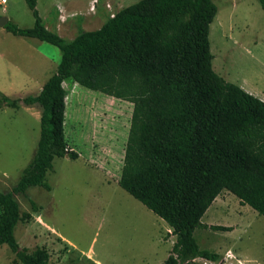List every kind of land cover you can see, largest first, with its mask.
Wrapping results in <instances>:
<instances>
[{
  "label": "trees",
  "instance_id": "16d2710c",
  "mask_svg": "<svg viewBox=\"0 0 264 264\" xmlns=\"http://www.w3.org/2000/svg\"><path fill=\"white\" fill-rule=\"evenodd\" d=\"M29 29L7 22L13 36L33 38L60 51V61L35 96H0V108L38 106L35 153L11 192H0V245L16 264H47L48 252L20 249L14 237L21 213L14 199L45 181L54 158L74 160L64 137L66 90L73 83L132 104L118 186L164 221L175 236L161 264L215 262L200 249L202 216L223 192L264 218V101L226 82L212 69L208 33L217 8L212 0H138L107 16L96 30L66 41L47 30L36 0H24ZM264 9V0H258Z\"/></svg>",
  "mask_w": 264,
  "mask_h": 264
},
{
  "label": "rangeland",
  "instance_id": "374dc122",
  "mask_svg": "<svg viewBox=\"0 0 264 264\" xmlns=\"http://www.w3.org/2000/svg\"><path fill=\"white\" fill-rule=\"evenodd\" d=\"M90 1L36 0V10L43 25L57 33L55 5H66L69 16L57 34L69 41L79 31L98 29L109 16L108 7L114 14L138 0H97L94 14L86 15ZM212 2L217 8L208 33L213 71L264 98V9L258 0ZM0 17L21 29L32 28L34 22L24 0H4ZM60 56L48 43L0 28V96L37 95ZM62 86L67 93L64 137L78 157L53 159L45 176L50 191L31 186L14 195L20 212L31 216L14 228L19 248L31 252L43 247L49 254L47 264H161L171 254L175 236L164 221L117 185L132 104L77 84ZM39 116L38 106L0 108V192L12 191L32 159ZM201 222L230 231L196 230L199 248L219 259L195 262L264 264V218L240 205L232 194L223 191ZM14 259L8 246L0 245V264H16Z\"/></svg>",
  "mask_w": 264,
  "mask_h": 264
},
{
  "label": "crops",
  "instance_id": "0c3cea01",
  "mask_svg": "<svg viewBox=\"0 0 264 264\" xmlns=\"http://www.w3.org/2000/svg\"><path fill=\"white\" fill-rule=\"evenodd\" d=\"M69 2V1H68ZM98 1L97 0H91L90 2H89V4L87 5V11H86V15H88V14H90V13H92V14H94V5L97 3ZM105 4H107V5H109L110 3L109 2H106ZM93 5V9L92 10H90V7ZM68 7L66 6V5H64L63 3H61V2H59V3H57L56 5H55V11H56V14H55V16H56V24H54V27H55V31H57V33H59L60 32V30H61V28H62V26L64 25V23L67 21V19H68V9H67ZM108 9V12H109V16L111 15V14H113V12H112V10H111V8L110 7H108L107 8ZM73 14H75V13H73ZM71 17V16H70ZM71 18H73V17H71ZM62 19H63V21H62ZM45 28H46V26H45ZM47 30H49L48 28H46ZM51 31V30H50ZM56 33V32H55ZM56 33V34H57ZM60 34V33H59ZM60 37H62V36H60ZM244 90V89H243ZM40 91V90H39ZM244 91H246V90H244ZM250 94V93H249ZM258 98V97H257ZM258 99H260V100H262V101H264V98H258ZM119 178V177H118ZM118 180V179H117ZM118 185V184H117ZM41 221V220H40ZM42 223V222H41ZM43 224V223H42ZM51 232H53L52 230H51ZM56 234V233H55ZM61 240V242H63V238L62 239H60Z\"/></svg>",
  "mask_w": 264,
  "mask_h": 264
},
{
  "label": "water",
  "instance_id": "95a60500",
  "mask_svg": "<svg viewBox=\"0 0 264 264\" xmlns=\"http://www.w3.org/2000/svg\"><path fill=\"white\" fill-rule=\"evenodd\" d=\"M7 22L8 19L6 17H0V28H3Z\"/></svg>",
  "mask_w": 264,
  "mask_h": 264
},
{
  "label": "built area",
  "instance_id": "2783aa9c",
  "mask_svg": "<svg viewBox=\"0 0 264 264\" xmlns=\"http://www.w3.org/2000/svg\"><path fill=\"white\" fill-rule=\"evenodd\" d=\"M1 3H4V0H0V4ZM92 9H93V5L90 7V10H92ZM110 17H113V14H111ZM62 21H63V19H62Z\"/></svg>",
  "mask_w": 264,
  "mask_h": 264
}]
</instances>
